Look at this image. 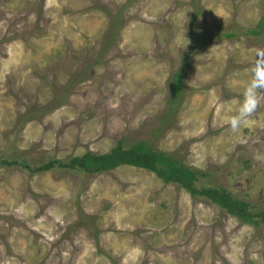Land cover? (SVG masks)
Listing matches in <instances>:
<instances>
[{
  "label": "rangeland",
  "instance_id": "374dc122",
  "mask_svg": "<svg viewBox=\"0 0 264 264\" xmlns=\"http://www.w3.org/2000/svg\"><path fill=\"white\" fill-rule=\"evenodd\" d=\"M261 48L264 0H0V264H264L258 217L145 168L23 166L145 140L262 211L264 90L228 123Z\"/></svg>",
  "mask_w": 264,
  "mask_h": 264
},
{
  "label": "trees",
  "instance_id": "16d2710c",
  "mask_svg": "<svg viewBox=\"0 0 264 264\" xmlns=\"http://www.w3.org/2000/svg\"><path fill=\"white\" fill-rule=\"evenodd\" d=\"M182 73L176 72L169 84L171 90L170 102L178 96L182 88ZM6 162L5 160H2ZM133 165L154 172L157 177L166 183H174L183 188L191 196H201L211 203L224 209L227 213L235 216L238 220L248 224H256V217L264 224V210L254 212L249 208V203L231 194L224 187L197 185L199 177L203 176L200 170L185 165L172 153L157 151L150 147L147 141L138 140L128 147H123L119 141L114 147L104 153L86 151L80 155L67 159H49L46 162L31 167L23 162V166L30 173L34 171H47L54 166L63 169H78L86 173H96L110 170L119 165Z\"/></svg>",
  "mask_w": 264,
  "mask_h": 264
},
{
  "label": "clouds",
  "instance_id": "9594fccd",
  "mask_svg": "<svg viewBox=\"0 0 264 264\" xmlns=\"http://www.w3.org/2000/svg\"><path fill=\"white\" fill-rule=\"evenodd\" d=\"M264 90V48L258 49L251 66V78L243 89V99L236 113L229 120L233 132L240 129L245 120L253 113L259 103L258 94Z\"/></svg>",
  "mask_w": 264,
  "mask_h": 264
},
{
  "label": "bare ground",
  "instance_id": "6f19581e",
  "mask_svg": "<svg viewBox=\"0 0 264 264\" xmlns=\"http://www.w3.org/2000/svg\"><path fill=\"white\" fill-rule=\"evenodd\" d=\"M230 258V257H229Z\"/></svg>",
  "mask_w": 264,
  "mask_h": 264
}]
</instances>
